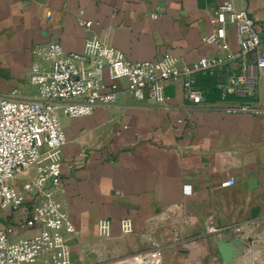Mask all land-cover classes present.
<instances>
[{"label": "crops", "instance_id": "1", "mask_svg": "<svg viewBox=\"0 0 264 264\" xmlns=\"http://www.w3.org/2000/svg\"><path fill=\"white\" fill-rule=\"evenodd\" d=\"M223 1L0 0V99L15 91L36 97L29 76L38 44L59 42L66 52L82 53L95 35L128 60L167 56L179 67L235 53L233 26L224 52L204 41ZM236 7L264 21V0H237ZM82 10L94 24L90 30L78 23ZM260 51L264 56V44ZM243 69L238 60L199 76L204 106H194L180 82H164L157 101H141L120 80L113 106L84 117L59 113L67 137L59 198L74 227L65 236L71 264L113 263L155 245L162 264H264V113L227 112L241 105L264 111V68L252 73L251 98L223 101L218 89L223 77ZM34 175V169L20 174L18 189ZM231 179L233 186H221ZM32 204L27 196L18 211L0 208V229H14L11 242L38 234L19 227ZM124 220L132 233H123ZM104 222L108 235L100 232Z\"/></svg>", "mask_w": 264, "mask_h": 264}, {"label": "built area", "instance_id": "2", "mask_svg": "<svg viewBox=\"0 0 264 264\" xmlns=\"http://www.w3.org/2000/svg\"><path fill=\"white\" fill-rule=\"evenodd\" d=\"M237 0H224L216 8L215 29L204 41L219 52L228 49L227 29L235 28L238 51L225 56L202 58L192 64L177 66L169 57L156 62L131 61L104 43L98 36H89L82 53L66 52L59 42L34 46L35 61L30 68L29 85L36 97L12 92L0 99V208L18 211L27 196L32 197L30 218L20 228H38L32 238L11 242V227L0 229V264H36L46 256L47 264H71L66 234L74 227L64 211L59 193L63 189L61 164L63 147L67 143L59 113L75 118L89 116L98 107L113 106L119 99L115 82L124 80L127 91L143 101H157L159 86L174 81L183 85L185 96L194 106L207 104L205 91L199 86V76L216 75L222 67L234 61L244 66L239 75L225 76L218 89L221 100L230 96L251 98L255 94L253 71L264 68L260 48L264 44V21L257 22L245 8L236 7ZM78 15V23L88 30L93 22ZM159 15L154 13L153 19ZM227 112L264 113L249 105L234 106ZM31 169L33 179L16 184L18 176ZM235 184L231 179L222 187ZM124 234L133 232L130 220L122 221ZM102 235L109 234V224H101ZM163 250L155 245L149 251L127 256L108 264H162Z\"/></svg>", "mask_w": 264, "mask_h": 264}]
</instances>
